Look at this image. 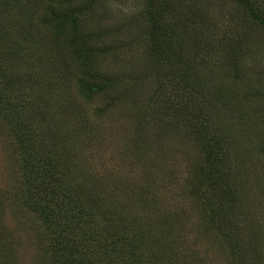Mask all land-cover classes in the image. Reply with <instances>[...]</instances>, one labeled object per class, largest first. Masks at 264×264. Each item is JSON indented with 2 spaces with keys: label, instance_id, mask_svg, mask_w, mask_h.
<instances>
[{
  "label": "trees",
  "instance_id": "1",
  "mask_svg": "<svg viewBox=\"0 0 264 264\" xmlns=\"http://www.w3.org/2000/svg\"><path fill=\"white\" fill-rule=\"evenodd\" d=\"M41 1L46 11L37 16L38 10L32 8ZM72 2L38 0L33 5V2L19 0L13 6L19 7L18 10L30 21L26 24L21 20L19 30L6 29V22L4 27L0 26V126L13 139L19 155L22 181L25 190H30L25 202L30 212L46 225L50 235L47 250L50 249L48 254L53 259L52 264H179L181 253L178 248L183 234L178 231L176 223L165 227L169 221L166 218L165 229H161L167 243H170L169 247L160 243L163 239L159 230L141 228L131 224L130 220L127 224L118 211L119 203L95 190V186H87L88 171L95 167L93 161L88 157L83 162L80 159L82 152L59 147L62 141L58 134L60 129L54 120L55 117L58 121V116H54L56 112H50L49 108L55 96L48 92L57 82H64V88L69 84L67 81L73 73L71 68H75L76 86L80 89L81 98L88 101L106 96L109 98L107 106L112 107L122 98V93L127 97L132 94L133 87L126 84L118 72L103 73L98 68L101 65L96 66L106 54L121 57L120 50L129 41L120 42L124 23L121 20L113 22L112 25L116 26L112 28H116L106 35L101 28L98 29L101 33H89L81 26L82 15L96 11L97 0H85L77 10L55 11L52 7L62 8ZM220 2L216 4L218 8L221 6L220 9L226 5L249 16L247 28L264 32V0ZM207 6L198 0H144L140 13L146 20L139 31V41L148 62H155L160 71L154 73L149 66L134 79L139 83L147 77L153 81L150 85L153 94L143 106H139L140 128L155 118L153 125L165 124L163 133L173 130L197 143L201 155L199 162L194 163L192 176L186 180L187 190H191V197L211 206L209 223L222 227L224 231L223 227L230 229L235 220V206L239 202V195L231 185L235 167L231 161L240 151L238 138L230 129L231 118L245 112L234 113L233 100L222 98L215 84L219 75L216 70H221L234 81L242 80L246 85L253 68L248 63L252 60L248 55L249 48L243 49L239 40H227L224 51L216 49L214 55L208 56V52H213L211 41L207 37L189 35V30H197L198 13L206 10ZM7 10V5L0 0V11H4L0 15ZM35 20L40 22L42 30ZM105 36L109 37L106 45L103 41ZM96 41H103L102 49H95L93 44ZM216 55L220 56L219 62L212 60ZM206 57L211 67L202 66ZM180 59L188 60L190 64L183 65ZM19 67L25 69L20 71ZM259 90V96H264V88ZM242 96L241 101L245 105L258 99L251 91L244 92ZM65 97L57 101L62 106L61 110L81 112L78 98L73 95L72 98L69 95ZM252 113L255 114L254 111ZM256 116L264 119V110ZM77 136L73 131L68 137L70 141L79 143L80 134ZM81 139L84 140L83 135ZM100 180L113 190H146L153 194L152 187H155L148 179L137 189L132 186L121 188L106 176ZM209 190H217L211 191L215 196L212 200L207 196ZM78 191L80 197L76 196ZM38 200L41 204H37ZM101 219L106 221L99 222ZM236 226L237 231L233 227L230 229L231 236L236 237L232 238L234 244L247 249L248 245L253 246L257 242L249 237L241 241L245 233L239 223ZM235 252L234 258H239V253L235 256ZM256 253V248H253L251 255Z\"/></svg>",
  "mask_w": 264,
  "mask_h": 264
},
{
  "label": "rangeland",
  "instance_id": "2",
  "mask_svg": "<svg viewBox=\"0 0 264 264\" xmlns=\"http://www.w3.org/2000/svg\"><path fill=\"white\" fill-rule=\"evenodd\" d=\"M2 1L7 5L8 12L0 15L1 27L6 22V29L19 30L21 20L26 24L30 21L18 10L19 7L13 6L19 0ZM28 1L34 5L38 0H25V3H30ZM84 1L73 0L68 6L52 7L55 11L77 10ZM143 1L97 0V10L82 15L81 26L89 33H101L98 30L101 28L106 35L116 28H112L116 26L112 25L113 22L121 20L124 23L120 30V42L129 41L120 50L121 57L114 58L106 54L96 66L101 65L98 68L103 73L118 72L126 80V84L133 85L132 94L127 97L122 93V98L112 107L107 106L109 98L106 96L88 101L85 97L81 98L80 89L76 86V71L74 67L71 68L73 73L67 81L69 84L64 88V82H57L48 92L55 96L50 105L52 107L49 108L50 112H56L54 116H58L59 122L55 117L54 120L60 129L58 134L62 141L59 147L65 146L78 153L82 152L80 159L83 162L88 157L93 161L95 167L88 171L87 186H95V190L119 203L118 211L127 224L131 221L133 225L153 227L161 233L165 225L164 219L169 220L165 227L176 223L178 231L183 234L178 248L181 253L179 264H264V119L256 116L264 110V96H259V88H264V32L247 28L250 25L249 16L243 11L235 12L226 5L222 9L221 6L218 8L216 4L220 0L216 4V0H198L209 6L198 13L197 30H189L190 36L207 37L211 41L214 47L212 54L208 52V56L214 55L216 49L224 51L225 42L233 39L239 40L243 49L248 47V55L252 57L248 63L252 64L250 66L253 69L246 85L242 80L234 81L233 78L226 77L221 70H216L219 75L215 79L222 98L233 100V112H245L239 117L231 118L230 129L238 138L240 151L236 159L231 161L235 163L231 185L239 195V202L235 206L236 216H233L235 220L230 229L233 227L236 230L239 223L245 233L240 240L244 241L245 237H249L257 242L253 246L248 245L249 249H242V245L234 244L232 238L236 237L231 236L230 229L223 227V231L222 227L209 223L211 206L191 197V190H187L186 180L192 176L190 173L195 168L194 163L199 162L201 155L197 143L173 130L163 133L165 124L153 125L155 118L147 121L148 124L143 129L140 128L142 117L139 106H143L153 94L150 86L153 81L147 77V80L139 83L134 77L141 76L149 66L154 73L160 71L155 62H148L143 44L139 41V31L145 26L146 20L143 13H140ZM42 3L43 1L32 8L38 10L37 16L46 11ZM35 22L42 30L40 22ZM90 24L96 27L93 28ZM108 40L109 37L105 36V45ZM103 41L94 42L95 49H102ZM208 59L204 58L202 66H212ZM219 59V55L212 57L213 61ZM180 61L183 65L190 64L185 59ZM18 69L23 71L25 68ZM246 91L257 96V101L245 105L241 98ZM67 95L78 98L81 112L68 108L66 111L61 110L62 106L57 101ZM84 117L90 124H87ZM1 129L0 126V264H52L53 259L48 254L50 249L47 250L50 247V235L43 221L30 212L29 205L25 202L30 190H25L22 181L19 155L13 139ZM73 131L75 137H78L77 133L80 134L79 143L69 140L68 136ZM82 135L84 140L81 139ZM105 176L117 182L121 188L132 186L137 189L139 184L146 183L148 179L155 186L152 187L153 194L146 190H113L111 186L105 187L100 180ZM211 191L217 190L207 192L212 200L215 196ZM59 193L64 195L63 192ZM79 193L80 191L76 196ZM36 202L41 204L40 200ZM98 221L103 223L106 220ZM161 236L163 242L160 243L169 247L165 234L161 233ZM253 248H256V255H251ZM234 250L235 256L239 253V258H234Z\"/></svg>",
  "mask_w": 264,
  "mask_h": 264
}]
</instances>
